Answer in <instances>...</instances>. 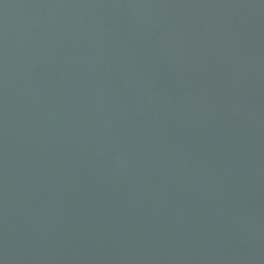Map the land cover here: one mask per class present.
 Returning a JSON list of instances; mask_svg holds the SVG:
<instances>
[{"label": "water", "instance_id": "95a60500", "mask_svg": "<svg viewBox=\"0 0 264 264\" xmlns=\"http://www.w3.org/2000/svg\"><path fill=\"white\" fill-rule=\"evenodd\" d=\"M0 264H264V0H0Z\"/></svg>", "mask_w": 264, "mask_h": 264}]
</instances>
